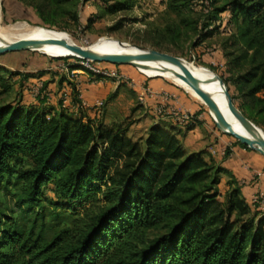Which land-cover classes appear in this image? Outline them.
Segmentation results:
<instances>
[{"label":"trees","instance_id":"16d2710c","mask_svg":"<svg viewBox=\"0 0 264 264\" xmlns=\"http://www.w3.org/2000/svg\"><path fill=\"white\" fill-rule=\"evenodd\" d=\"M102 2L112 12L133 5ZM224 10L264 35V0H230L215 12ZM6 71L0 64L2 91L10 88ZM240 83L251 85L245 94L259 106L256 117L241 111L264 128V99L256 97L264 70L240 75ZM72 93L77 101L75 85ZM178 132L157 121L137 141L82 113L0 103V182L16 187L18 211L30 218L20 225L0 211V264H264V212L251 209L238 185L222 199L225 168L205 150L187 151ZM23 157L29 165L18 167ZM46 185L51 205L72 217L50 238L35 229ZM155 227L163 231L149 236Z\"/></svg>","mask_w":264,"mask_h":264},{"label":"rangeland","instance_id":"374dc122","mask_svg":"<svg viewBox=\"0 0 264 264\" xmlns=\"http://www.w3.org/2000/svg\"><path fill=\"white\" fill-rule=\"evenodd\" d=\"M228 1L230 0H133L132 7L112 12L104 7L102 0H24L29 7L27 19L6 17L1 9L3 1L0 0V30L3 31L0 32V44L12 39L19 32L15 25L23 22L62 31L72 43L94 47L107 44L113 38L167 52L213 70L223 79L235 105L256 117L258 103L245 94L251 85L239 84V76L249 71L260 74L264 70V35L246 31L232 17L230 10L215 12ZM210 30L214 32L208 34ZM0 64L7 68L3 75L10 83L7 91H2L0 87V103L44 104L54 107L55 112L64 109L90 117L81 108L82 102L71 98L68 92L70 90L66 88L75 84L71 80L75 74H88L86 82L108 80L118 83L114 92L99 100L100 104H93L96 115L91 118L107 125H120L126 128V134L133 140L143 141L151 125L157 121L172 124L169 121H178L172 111L181 112L180 107L169 102L174 99L173 95L168 94L164 101L160 97L149 95L153 89L148 86L149 80L159 79L198 102L200 109L192 113L191 119L206 117L217 133L241 143L215 125L203 98L186 82L178 79L164 75L148 76L131 64L92 61L71 55L56 57L25 49L0 54ZM88 65L114 70L122 76L116 78L94 73ZM72 69L78 71L72 74ZM142 93L143 100L140 99ZM256 97L264 99V90L257 92ZM71 99L77 102V108H73ZM160 106L163 107L161 111L158 110ZM257 119L262 120L261 116ZM225 151L226 148L223 156H227ZM28 165V160L23 157L18 167ZM238 178L237 175L236 179ZM242 187L240 189L244 193ZM218 188L221 198L225 199L228 190L223 187L220 189L219 185ZM15 191V186H5L0 182V211L14 217L20 225H27L30 218L18 211ZM42 195L45 199L44 215L37 219L35 229L43 226L42 234L50 238L55 231L71 224L72 217L51 205L50 201L55 199L51 185L43 187ZM250 206L252 210H259L253 204ZM162 231V228L155 227L149 229L148 234L152 236Z\"/></svg>","mask_w":264,"mask_h":264},{"label":"crops","instance_id":"0c3cea01","mask_svg":"<svg viewBox=\"0 0 264 264\" xmlns=\"http://www.w3.org/2000/svg\"><path fill=\"white\" fill-rule=\"evenodd\" d=\"M2 1L3 7L1 5V9H3L2 11L6 17H26L28 19L29 7L23 1ZM86 76L88 74H75L71 80L75 82L76 93L74 94L82 102L81 108L84 113L90 117H94L96 113L95 109L92 108L93 104L114 92L117 89L118 83L108 80L86 82ZM63 83L65 84V81ZM148 86L153 88L152 91H165L170 96L173 95L174 99L169 102L170 104H175V107H180L179 111L181 112L189 111L190 113H194L200 109L198 102L193 97H187L183 92L159 79L149 80ZM66 88L70 90L65 89L70 93L71 98H73L72 87L66 86ZM71 104L73 108H77V102L72 99ZM153 111L152 113L155 114ZM169 122H172L176 126V130L179 131L178 137H180L187 151L205 150V157L207 159L212 158L214 163L225 168V171L221 174L220 189L223 187L225 190H228L234 185L243 186L244 193L240 189L241 194L251 204L254 193L259 188H264V155L247 146L241 147L242 143H236L227 137V135L217 133L206 117L201 118V116H197L189 120ZM225 148L231 150L227 156H223ZM237 175L239 176L238 180L236 179ZM229 180H233V182L229 183Z\"/></svg>","mask_w":264,"mask_h":264},{"label":"bare ground","instance_id":"6f19581e","mask_svg":"<svg viewBox=\"0 0 264 264\" xmlns=\"http://www.w3.org/2000/svg\"><path fill=\"white\" fill-rule=\"evenodd\" d=\"M18 28L19 32L8 42H4V44H0L4 46L10 42L18 41L20 39H41L48 40L50 42L44 44L40 49V52L49 55H74L78 56V53L73 51L72 49L67 48L65 45L61 44V41L67 44L73 45H82L94 53L98 54H106V53H139L142 51H146L147 48L139 45L130 44L124 42V44H120L117 39L110 38L107 44L96 45L94 47L84 44L72 43L68 40L67 35L62 31H56L53 29L44 28L38 25H31L28 23H20L15 25ZM3 33L2 30H0ZM7 33L9 30L6 31ZM182 61L187 65V67L194 73L196 77H198L203 86L213 95L215 100L217 101L222 113L226 117V119L230 122V124L234 127V129L246 133L249 136L257 137L261 134H264V130L259 128L253 121L250 120L248 124L242 123L236 116L230 111L227 104V97L225 94L224 86L219 81V76L210 68L195 64L192 61H189L183 57H181ZM137 69L142 71L144 74L148 76L155 75H164L166 77H170L175 80H181V78L177 77L174 71H179L178 66L163 60H140L137 62Z\"/></svg>","mask_w":264,"mask_h":264},{"label":"water","instance_id":"95a60500","mask_svg":"<svg viewBox=\"0 0 264 264\" xmlns=\"http://www.w3.org/2000/svg\"><path fill=\"white\" fill-rule=\"evenodd\" d=\"M120 44H124L123 41L117 40ZM50 41L41 40V39H20L18 41L10 42L4 46L0 47V54H3L7 51L13 50H32V51H40L42 46ZM61 44L65 45L67 48L72 49L73 51L78 53V58L87 59L92 61H105L119 64H131L133 66L138 65V61L140 60H166L176 66H178L179 71H174L175 75L181 78L184 82H186L192 89H194L204 100L208 112L212 117L215 125L224 133L234 136L239 142L244 144L245 146L255 149L264 155V134H261L257 137L249 136L246 133L240 132L230 124V122L226 119L222 110L220 109L217 101L213 97V95L203 86L201 80L192 73V71L187 67V65L182 61L181 57L170 54L167 52H161L156 49L147 48L146 51H142L139 53H106V54H98L89 50L88 48L82 45H73L67 44L61 41ZM62 55H56V57ZM64 56V55H63ZM74 56V55H71ZM219 81L224 86L225 94L227 97V104L230 111L238 118L242 123L248 124L250 119L247 118L244 113L235 105L231 95L229 94L228 88L225 85L223 79L219 76Z\"/></svg>","mask_w":264,"mask_h":264},{"label":"built area","instance_id":"2783aa9c","mask_svg":"<svg viewBox=\"0 0 264 264\" xmlns=\"http://www.w3.org/2000/svg\"><path fill=\"white\" fill-rule=\"evenodd\" d=\"M88 68L93 71L94 73H98L101 75H106V76H114L116 78H120L122 75L118 74L116 71L114 70H105V69H101L98 68L96 66L93 65H88ZM76 71H78L77 69H72L71 73L74 74L76 73ZM151 91V90H149ZM143 94V93H142ZM151 96H157L160 97L161 101H164L168 98V93H166L165 91H151V93L149 94ZM140 99L143 100L144 99V94L140 95ZM100 101H96L95 104H100ZM162 106H160V108L158 109L159 111L162 110ZM175 115L176 118L178 120H189L193 117V114L190 113L189 111H183V112H174L172 111ZM251 204H253L257 209L261 210L264 212V188H259L253 195L252 199H251Z\"/></svg>","mask_w":264,"mask_h":264}]
</instances>
